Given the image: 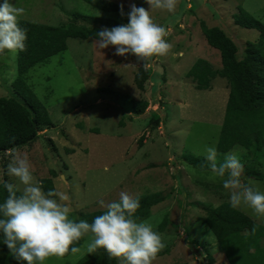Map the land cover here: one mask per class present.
I'll return each instance as SVG.
<instances>
[{"label":"rangeland","instance_id":"rangeland-1","mask_svg":"<svg viewBox=\"0 0 264 264\" xmlns=\"http://www.w3.org/2000/svg\"><path fill=\"white\" fill-rule=\"evenodd\" d=\"M108 1L123 5L124 15L101 12L82 0H10L25 8L21 20L54 27L69 26L73 13L126 25L135 4L166 28L165 39L172 48L164 57L139 62L131 54L115 55L113 46L99 49L94 39H68L64 53L26 75L52 127L30 145L0 155V183L6 179L22 189L6 171L11 153L20 152L28 155L39 182L50 177V171L55 173L54 188L68 196L70 218L77 221L81 213L105 210L99 201H118L120 192L160 195L144 220L165 243L153 264H229L203 223L206 210L229 203V193L213 177L204 151L206 146L216 147L228 84L217 77L209 90L198 91L186 73L197 59L221 69L220 55L207 45L201 23L223 31L241 55L246 42H256L258 34L238 27L234 15L241 6L264 25V0H178L171 13L150 8L146 0ZM75 24L98 31L113 28L81 19ZM16 59L8 52L0 55V98H17L12 88ZM130 100H146L148 107L133 115ZM240 150L231 151L240 156L245 183L264 193V150L256 155ZM247 171L256 172L259 180L248 177ZM236 209L264 226V217L251 209ZM92 239L87 234L78 253L50 257L44 264L77 263L89 252Z\"/></svg>","mask_w":264,"mask_h":264},{"label":"trees","instance_id":"trees-1","mask_svg":"<svg viewBox=\"0 0 264 264\" xmlns=\"http://www.w3.org/2000/svg\"><path fill=\"white\" fill-rule=\"evenodd\" d=\"M87 5L104 13H119L120 7L108 0H82ZM234 15V23L245 30L257 32V41L246 42L238 54V47L218 28H207L200 24L201 32L208 46L218 51L221 69L215 70L206 60L197 59L186 73L198 91L211 88L214 79H224L228 84V97L216 144L220 154H226L235 147H240L250 155L264 150V25L253 18L241 6ZM124 11V8H123ZM71 24L67 27H54L40 23L20 20V26L26 29V50L19 52L16 59V77L12 83L17 98H0V155L20 149L35 142L39 134L52 127L49 112L26 83L27 73L34 67L45 63L51 57L67 50L68 39H98V30L78 26L81 19L95 24L117 27L123 24L100 18H89L77 13L70 14ZM142 88L141 83H137ZM131 113L141 115L148 107L146 100H130ZM50 177L41 179L44 190L54 189L53 171ZM247 176L257 178L256 172L247 171ZM258 179V178H257ZM259 180V179H258ZM6 179L3 180V182ZM0 183V203L8 193ZM9 183V182H8ZM19 195V192L17 193ZM160 195L139 196L140 207L135 216L145 220L150 208L158 202ZM106 211L81 213L79 220L89 223ZM165 220L159 225L164 227ZM206 228L216 242L229 264H264V226L257 224L250 217L233 208L229 203H222L214 209L206 210L203 218ZM83 238L75 245L81 247ZM71 254L64 255L66 257ZM25 264L14 259L3 243L0 234V264ZM75 264H117L109 258L103 249L88 252Z\"/></svg>","mask_w":264,"mask_h":264},{"label":"clouds","instance_id":"clouds-1","mask_svg":"<svg viewBox=\"0 0 264 264\" xmlns=\"http://www.w3.org/2000/svg\"><path fill=\"white\" fill-rule=\"evenodd\" d=\"M152 9L174 12L178 0H146ZM123 16V5L120 7ZM26 15L23 7H17L10 0L0 4V55L11 53L13 58L26 50V29L20 20ZM95 43L99 49L115 48V55L131 54L139 62L164 57L172 45L165 37L164 26L155 23L149 10L130 6L128 23L101 29L96 33ZM205 159L214 178H219L229 193L233 208L246 206L257 217H264V193L245 183V168L235 151L221 155L215 146L205 147ZM240 151H243L242 149ZM7 174L19 180L22 189L3 182L8 196L0 203V234L3 243L18 262L44 264L50 257H63L69 251H80L77 244L91 233L93 239L88 251L103 249L109 258L119 264H153L165 247L160 233L153 226L135 216L140 207L139 197L127 192L119 193V200L99 201L106 211L96 216L91 223L70 218V208L65 203L68 196L54 189L44 190L41 182L33 175L32 165L26 153H11ZM19 192V195L17 194Z\"/></svg>","mask_w":264,"mask_h":264}]
</instances>
